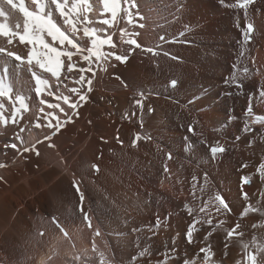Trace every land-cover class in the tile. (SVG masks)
Wrapping results in <instances>:
<instances>
[{
  "label": "bare ground",
  "instance_id": "1",
  "mask_svg": "<svg viewBox=\"0 0 264 264\" xmlns=\"http://www.w3.org/2000/svg\"><path fill=\"white\" fill-rule=\"evenodd\" d=\"M168 1L170 14L187 20L173 37L170 14L153 9L155 3L139 7L136 0H120L116 20L105 25L111 13L102 0H81L82 12L72 15L83 18L86 10L87 22L77 25L73 38L82 48L91 47L83 32L87 26L102 38L111 36L115 47L104 45L101 52L114 55L93 58L92 71L84 72L86 81L92 79V91L76 110L63 97L74 102L78 95L73 88L87 90L86 81L83 88L76 84L74 67L88 69V61L74 55L69 73V61L62 56L59 79L51 72L44 76L45 69L35 60L27 64L31 45L21 44L18 37L9 43L0 35V47L22 57L16 61L0 53V82L6 93L0 95V140L13 138L18 152L10 165L15 168L0 160V264H183L184 259L207 264L199 248L209 245L213 264H247V253L264 246V181L257 171L264 162V123L255 120L264 116V0L246 7L240 6L243 0ZM75 3L67 0L70 12ZM45 4V13L51 10L52 19L67 29L55 6H47L50 0ZM25 6L38 11L32 0H25ZM6 11L8 18L0 21L13 31L17 24L23 29V14L7 6ZM135 15L144 18L139 23L146 28L164 22L167 28L141 31V48L122 63L115 55L126 54L125 41L136 39L140 24ZM248 24L253 27L245 40ZM122 30L132 35L122 40ZM158 36L163 40L151 46ZM45 39L62 51H75ZM147 48L159 55L147 53ZM37 76L46 83H38ZM69 78L73 83L66 82ZM173 79L178 90L169 87ZM139 92L147 97L143 112L132 103ZM35 98L41 99L37 110L32 108ZM193 120L197 123L188 131ZM58 121L63 127L56 132ZM137 133L151 139L134 145ZM217 141L228 149L218 159L208 151ZM241 176L250 177L243 187L247 201L240 195ZM74 183L84 193L83 202ZM217 193L230 202L231 213L217 214ZM249 204L261 211L243 215ZM209 219L211 224L206 223ZM237 223L243 236L234 232L228 237ZM189 226L192 244L186 239Z\"/></svg>",
  "mask_w": 264,
  "mask_h": 264
},
{
  "label": "snow or ice",
  "instance_id": "2",
  "mask_svg": "<svg viewBox=\"0 0 264 264\" xmlns=\"http://www.w3.org/2000/svg\"><path fill=\"white\" fill-rule=\"evenodd\" d=\"M32 2L37 5L38 11H30L28 7L25 6V0H0V18H4L6 20L9 16V12L6 11V6L11 9H16L20 13L23 14L24 21H23V29H20V25L17 24L16 28L17 31H13L9 25L3 21H0V35L4 37H8L9 43L12 42V40L16 37H18L19 42L21 44L25 45H31V50L28 53L27 56V64L29 66L32 65L33 61L35 60L36 63L39 65L40 68L45 69L48 72H51L54 76L59 79L61 69L63 67V62L61 60V57H67L69 64H68V71L71 72L73 70V63H72V57L74 55L79 54L81 58L85 61H88L89 67L88 69H79L80 77L79 80L76 81L77 84L81 85V88H83L86 77L84 76L85 71H92V61L93 58L96 60H99L102 57H108L114 55V53H104L101 52V48L104 45H112L113 40L111 36H107L106 38H102L101 36L96 35V30L91 27L85 26L83 28L84 36H87L91 40V47L88 48H82L76 41V39L73 38V35L79 31L78 24H84L87 22V16H86V10L84 11L83 18H81L80 15L73 16L72 12H75L77 14H80L82 12L81 8V0H77V3H75L72 7L71 12L67 9V0H50V4L47 6L50 8L51 5H54L55 8L59 12V18L62 19V22L64 25H67L68 28L65 30H62L60 26H58L57 22L52 19V12L49 10L47 13H45V0H32ZM222 2V0H221ZM255 0H243V3L240 5L241 7H246L249 4H253ZM104 10L106 12L111 13V20H104L103 23L105 25L112 24L119 13L120 9V0H102ZM134 3V0H133ZM128 19L129 22L132 21V13L128 12ZM141 28L144 27L143 24L139 25ZM252 24H248L247 27L243 30V35L245 40L250 38V33L252 31ZM127 33H123L121 39H124V35ZM132 35V34H127ZM181 36H183V32L180 33ZM50 37L53 42H58L59 46H70L75 51H68V50H61V47H54L52 44L46 41L45 37ZM161 40H163V37H161ZM126 44L128 46V51L126 54L123 55H115V59L122 63H127L130 58V53H134L136 49L141 48V44L138 43L137 39L129 38L126 41ZM147 53H154V50L152 48L144 49ZM8 57H13L16 61H21L22 57L20 55H17L13 51H7L5 48L0 47V53H5ZM87 52V54H84ZM155 55H159V53H154ZM178 57H173V59H177ZM245 72L248 71V69L244 70ZM35 75V73H33ZM38 83L44 84L46 81L40 80V78L37 76ZM88 87L87 90L81 93V90L79 88H73L71 91L73 93H76L78 95V99L74 102H70V97L64 96L63 100L65 102L69 103V107L72 110H76L81 102H86L89 99L88 93L92 91V79H87L86 81ZM127 87V85H124ZM171 87L173 89L178 90L179 84L176 79L171 80ZM3 84L0 82V95H5L2 91ZM37 93L40 92V88L38 87L36 89ZM57 99H60V97H57ZM147 97L144 92H139L137 97L132 101L133 105L136 109H138L140 112H143L145 109V101ZM178 103V101H177ZM52 107H59L58 104L51 105ZM187 107V105H185ZM63 111V109H61ZM149 111L155 112L154 108H149ZM248 115L251 117L253 116V111L251 106L247 109ZM51 115V114H49ZM135 115V112L133 113ZM71 117H69V120ZM256 122L264 123V116H256L255 117ZM139 123L141 126H143V117H140ZM197 123V121L193 120L188 125V131H192V125ZM50 127H53L51 124H49ZM55 131L58 132L63 127V124H61L59 121L54 126ZM245 131H251L250 128L245 126ZM55 134V133H54ZM45 139H49L48 137H45ZM142 139H148L150 140L151 137H148L147 135L141 136L139 133L135 136V139L133 140V144L137 141H140ZM13 148L16 147L15 144L12 145ZM30 149H24V151H29ZM208 151L211 153L212 157L219 158L226 154L228 149L221 144L219 141L216 142L214 146H211ZM37 155H39V152H37ZM168 158L171 159V152L168 154ZM242 167L247 168V164L242 165ZM94 168L96 171H99V166L94 165ZM165 171H167V167H165ZM259 173V177L262 181H264V162H261L257 169ZM195 179V177H193ZM205 181L208 180L207 173H205L204 176ZM250 183V177L249 176H241L240 178V195L242 196L244 201H247L249 199L248 193L243 191L244 185H247ZM74 188L76 192L79 194L80 201L83 202L85 197L84 193L80 190L79 184L74 183ZM216 204L215 209L217 214H227L231 213L233 211V207H230V202L226 201L223 196H221L219 193L216 194L214 197ZM207 207V205H205ZM203 211V209H201ZM261 211V208L253 207L251 204H249L247 207H244L242 210L243 215H247L249 212H258ZM85 219H88L87 214H85ZM206 223L211 224L212 221L209 219L206 221ZM223 222H221V225ZM241 229V224L237 223L235 225V228L228 230L227 236L232 237L233 233L235 232L237 236L242 237L243 232L239 231ZM215 231V229H213ZM209 236L212 235L211 232L208 233ZM186 239L187 243L192 244L193 243V226H189L187 233H186ZM225 248H227V244L224 245ZM244 248L247 249L248 245H244ZM147 252V249L144 251H141L139 255L141 257L145 256ZM199 252L204 254L203 260L207 261V264H213L211 260V256L214 255L212 252V247L209 245L208 247H200ZM78 259V258H77ZM247 264H264V246H258L256 252H248L246 255ZM183 264H190V261L188 259H184Z\"/></svg>",
  "mask_w": 264,
  "mask_h": 264
},
{
  "label": "rangeland",
  "instance_id": "3",
  "mask_svg": "<svg viewBox=\"0 0 264 264\" xmlns=\"http://www.w3.org/2000/svg\"><path fill=\"white\" fill-rule=\"evenodd\" d=\"M146 1H150V2H152V4H156L155 5V7L153 8V9H155V10H157V11H159L160 13L161 12H164V14H163V16H167L168 14H170V11H171V9H172V6H171V4L172 3H170L168 0H136V3H134V4H136L137 6H141L142 7V5L143 4H146ZM168 1V2H167ZM145 2V3H144ZM139 4V5H138ZM133 5V4H132ZM133 6H135V5H133ZM152 9V10H153ZM136 17H137V22L139 23V21L140 20H143L144 18H140V17H138L137 15H135ZM163 16H161V17H163ZM177 16H179V15H175V14H173V12L168 16V18H167V22H168V24L170 25L169 27L171 28L170 29V35L173 37V36H175V34H176V32L181 28V27H185L184 25H186V23H187V20H186V18L184 17V16H182V15H180L179 17H177ZM176 17V18H175ZM136 22V23H137ZM167 22L165 23H163V24H157V26L156 25H152L151 24V27H149V28H146V26H144L143 28H141L140 26H137L138 24H136V29H139V31H137V32H135V34L134 35H136L135 36V38L136 39H139V34L141 33V31H143L145 28L146 29H150L151 31H153V32H157V30L160 28V27H162V28H167ZM139 24H143L144 25V23H139ZM189 26H193L192 24L190 25V24H188V26L187 27H189ZM157 29V30H156ZM188 29H190V28H188ZM183 31V30H182ZM190 30H188V32H189ZM138 33V34H137ZM156 36V35H155ZM160 41L161 40V36H158L157 37V39L155 40V41H152L151 43H150V45L151 46H153L154 44H156V42L157 41ZM198 40V39H197ZM197 40H194V41H196L197 43H199V41H197ZM189 42V41H188ZM195 43V42H194ZM184 44L186 45L187 43L186 42H184ZM177 57H180V56H178L177 55ZM77 62H78V64H80V63H83L81 60H79V59H77ZM75 69H74V72H75V70H76V72H75V76H76V78H78V80H79V76H80V72H79V70H77V69H80V67H78V65L76 64V67H74ZM77 72H78V75H76L77 74ZM70 73V72H69ZM69 73L67 72V78L68 77H70L69 76ZM84 74V73H83ZM46 75H48V71H46V70H44V76H46ZM72 77V76H71ZM167 77H173L172 75H170L169 73L167 74ZM173 78H175V77H173ZM77 80V81H78ZM31 81V80H30ZM29 81V82H30ZM68 84H70V83H73V81L72 80H70V78H69V80L68 81H66ZM76 82V81H75ZM77 84V83H76ZM167 86H168V84H167ZM169 87H171V83H169ZM172 88V87H171ZM230 95H232L231 93L229 94V96ZM41 101V99H39V98H35V101H34V103H33V109H35V110H37L38 109V106H39V104L40 103H38V102H40ZM60 104V103H59ZM37 127V126H36ZM39 132H40V130H39V128L37 127L36 128ZM4 141L6 142V143H4ZM22 141H24V138H23V140ZM11 143V144H10ZM13 144H15V142L13 141V138H5V139H3V140H0V160H1V162H3V161H5V164L3 165V166H6L7 167V165H11V164H13L17 159H18V152H17V149L16 148H13L12 147V145ZM17 156V157H16ZM3 160V161H2ZM14 162H13V161ZM8 163V164H7ZM11 167V166H10ZM12 167L13 168H15L16 166H13L12 165ZM11 167V168H12ZM32 201V200H31ZM39 205V207L37 208V206ZM35 208H36V212H37V210H38V213L40 212L39 210H41V205H40V202L38 201H36L35 200ZM42 212H40V214H41ZM39 214V215H40ZM27 217H29V215L27 216ZM158 226L160 225V224H157ZM91 229H93V228H91ZM39 234L41 235V236H43V230H40V232H39ZM25 247V246H24Z\"/></svg>",
  "mask_w": 264,
  "mask_h": 264
}]
</instances>
